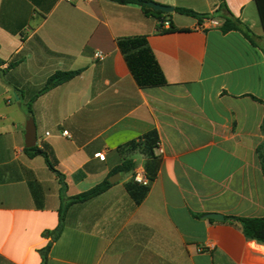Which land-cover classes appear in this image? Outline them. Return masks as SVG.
Segmentation results:
<instances>
[{
	"label": "crops",
	"instance_id": "obj_1",
	"mask_svg": "<svg viewBox=\"0 0 264 264\" xmlns=\"http://www.w3.org/2000/svg\"><path fill=\"white\" fill-rule=\"evenodd\" d=\"M151 2L208 14L218 26L173 11L168 19L179 31L162 34L136 5L0 0V264H41L62 206L43 158L24 154L29 118L68 197L112 178L124 159L144 169L140 154L120 148L151 131L161 160L139 205L124 189L132 171L70 206L47 264H264V245L232 219L264 217L256 155L264 142V28L255 0H225L254 45L220 32L226 14H214L217 0ZM132 37L146 38L164 86L136 84L116 44ZM79 69L40 92L55 72ZM209 213L224 219L210 221Z\"/></svg>",
	"mask_w": 264,
	"mask_h": 264
},
{
	"label": "trees",
	"instance_id": "obj_2",
	"mask_svg": "<svg viewBox=\"0 0 264 264\" xmlns=\"http://www.w3.org/2000/svg\"><path fill=\"white\" fill-rule=\"evenodd\" d=\"M118 5H136L140 8L142 14L146 17H151L157 21V31L162 34H168L179 31L168 19L169 13H163L160 11H155L148 6V3L151 0H110ZM258 16L264 28V0H255ZM174 12L191 17L195 19L198 24H201L203 20H210L211 16L208 14H198L192 10L184 8H174ZM218 12L224 13L222 22L220 24L219 30L221 33H228L231 31L241 33L252 45H254L252 40V33L241 22L234 18L228 11L226 7L225 0H217V7L214 11V14ZM168 23V28L164 29L163 24ZM117 47L122 54L124 61L134 78L136 84L141 89H148L153 87H160L166 84L164 75L148 46L147 40L144 37H132V38H123L116 41ZM0 60V66L2 65ZM13 64L8 65L11 67ZM82 72V69L69 71V72H55L51 75L40 92L50 90L54 87H57L63 83L68 82L72 78L76 77ZM27 113L30 115V105H26ZM158 138L155 131H151L145 134L137 142H130L123 146L121 149L122 154H140L144 162V171L146 177L148 178L149 184L147 186H140L130 179L125 185L124 189L129 196V198L134 202V204L139 205L146 198L150 183L156 178L157 173L160 168L161 160L155 154V149L157 147ZM24 154L28 158H34L40 156L43 158L44 163L49 171H51L57 178L60 185V198L62 201V206L59 210L58 224L54 230L46 233L49 237V242L47 245L39 251L41 257V264L48 263V257L52 244L60 237L64 229V220L67 209L74 205L84 203L92 198H95L102 193H104L111 184L108 180H104L100 184L92 187L91 189L80 193L78 195L68 197L66 196L67 186L64 182V177L60 174L50 162L48 153L46 150L39 149L36 146L32 148H25ZM256 155L260 165L262 177H264V142H262L256 148ZM135 169V164L128 159H124L123 162L114 169L113 173L116 174H128L132 173ZM29 186L34 191L35 182L32 181L29 183ZM228 219V218H226ZM211 221V219H209ZM236 221L239 223L242 234L244 237L253 241L257 244L264 245V217H241L237 218Z\"/></svg>",
	"mask_w": 264,
	"mask_h": 264
},
{
	"label": "water",
	"instance_id": "obj_3",
	"mask_svg": "<svg viewBox=\"0 0 264 264\" xmlns=\"http://www.w3.org/2000/svg\"><path fill=\"white\" fill-rule=\"evenodd\" d=\"M148 6L155 11H160L163 13L173 12V8L171 6H163L160 4L153 3V2H149ZM24 139H25V141H24L25 148L35 147V145H36V134H35L34 125H33L31 118H29L27 123H26ZM118 179H119V174H114L112 176V178L108 179V182L110 184H113ZM205 218L213 219L215 221H222L224 219V217L222 215L216 214V213L206 214ZM232 219L236 220L235 217H233Z\"/></svg>",
	"mask_w": 264,
	"mask_h": 264
},
{
	"label": "built area",
	"instance_id": "obj_4",
	"mask_svg": "<svg viewBox=\"0 0 264 264\" xmlns=\"http://www.w3.org/2000/svg\"><path fill=\"white\" fill-rule=\"evenodd\" d=\"M66 1H71V0H66ZM209 26L212 27H217L218 23L212 20H209ZM165 25H167V23H165ZM94 57L98 60H102L103 59V54L101 52H96L94 54ZM63 135H67L66 132L63 133ZM158 146V144H157ZM159 153H162V150L159 148L158 149ZM96 157H99L101 159H103V156H100L99 154L96 155ZM131 180L132 182L140 185V186H147L149 184L148 178L146 177L145 171L142 167H137L133 170L132 176H131Z\"/></svg>",
	"mask_w": 264,
	"mask_h": 264
},
{
	"label": "rangeland",
	"instance_id": "obj_5",
	"mask_svg": "<svg viewBox=\"0 0 264 264\" xmlns=\"http://www.w3.org/2000/svg\"><path fill=\"white\" fill-rule=\"evenodd\" d=\"M32 94L30 93L29 95H28V97H30ZM123 178H124V176H123Z\"/></svg>",
	"mask_w": 264,
	"mask_h": 264
}]
</instances>
